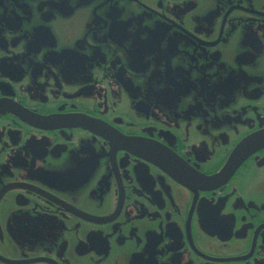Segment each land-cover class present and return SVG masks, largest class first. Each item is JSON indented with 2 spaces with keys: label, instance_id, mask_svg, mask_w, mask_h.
I'll list each match as a JSON object with an SVG mask.
<instances>
[{
  "label": "flooded vegetation",
  "instance_id": "af4514ba",
  "mask_svg": "<svg viewBox=\"0 0 264 264\" xmlns=\"http://www.w3.org/2000/svg\"><path fill=\"white\" fill-rule=\"evenodd\" d=\"M2 103L0 264H264V0H0Z\"/></svg>",
  "mask_w": 264,
  "mask_h": 264
},
{
  "label": "water",
  "instance_id": "95a60500",
  "mask_svg": "<svg viewBox=\"0 0 264 264\" xmlns=\"http://www.w3.org/2000/svg\"><path fill=\"white\" fill-rule=\"evenodd\" d=\"M123 28L124 27H121L120 29L122 30ZM0 112L1 113H10L13 116L19 118L20 120H27L26 116L29 115L26 111L21 109L19 106H13L10 103L0 104ZM87 120L88 119H86V121H85L84 118H74L73 119V121H75L76 125H78V126H84L86 124ZM38 121H36V122H38ZM88 121H90V120H88ZM35 123H33V124H35ZM105 131H107V133H110L109 132L110 129L105 130ZM118 139L123 141L121 138H118ZM248 145H256L257 147L264 145V136H253V137L249 138L246 142H244V144H242L237 149L235 154L230 157L228 162L225 164V166L222 168V170L217 175H215L214 177L209 178V179L205 178L204 181L208 184H215V183H219L221 181V179L223 181L226 180L227 177L232 174V172L238 166V164L244 158V156L246 154H248V152H250V150L246 149V146H248Z\"/></svg>",
  "mask_w": 264,
  "mask_h": 264
}]
</instances>
